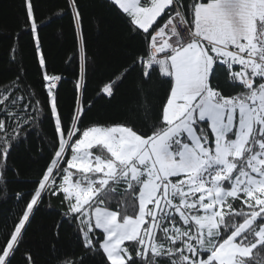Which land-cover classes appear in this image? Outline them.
<instances>
[{
  "label": "snow or ice",
  "instance_id": "1",
  "mask_svg": "<svg viewBox=\"0 0 264 264\" xmlns=\"http://www.w3.org/2000/svg\"><path fill=\"white\" fill-rule=\"evenodd\" d=\"M107 3L143 50L101 93L111 97L132 72L141 90L155 77L165 86L159 114L149 132L81 127L83 107L61 114L62 77L47 72L43 54L44 101L19 76L0 85V194L14 147L45 118L54 127L33 189L15 193L0 264H13L45 197H59L60 223L82 249L61 264H264V0ZM67 8L79 24L78 0ZM26 16L37 32L31 0ZM218 72L231 92L214 84ZM25 264H35L30 254Z\"/></svg>",
  "mask_w": 264,
  "mask_h": 264
},
{
  "label": "trees",
  "instance_id": "2",
  "mask_svg": "<svg viewBox=\"0 0 264 264\" xmlns=\"http://www.w3.org/2000/svg\"><path fill=\"white\" fill-rule=\"evenodd\" d=\"M27 3L28 0H0V85L19 76L44 101L46 90L38 63L43 54L47 72L62 77L56 91L64 117L83 107L81 127L127 124L149 132L165 94L159 80L153 77L141 90L139 73L132 72L114 87L111 97L101 93L105 84L142 53V43L130 32L127 18L115 12L107 0H78L82 19L77 24L67 0H31L38 28L33 33L26 24ZM214 84L226 94L232 91L223 72L217 73ZM53 134V124L45 118L42 127L11 153L7 188L0 194V242L6 235L4 225L10 228L19 210L15 193L27 196L33 189L48 162ZM61 212L59 197H45L27 226L13 264H25L27 254L35 264H61L65 258L81 255L73 226L60 223Z\"/></svg>",
  "mask_w": 264,
  "mask_h": 264
}]
</instances>
